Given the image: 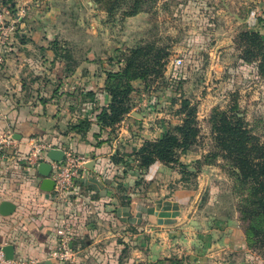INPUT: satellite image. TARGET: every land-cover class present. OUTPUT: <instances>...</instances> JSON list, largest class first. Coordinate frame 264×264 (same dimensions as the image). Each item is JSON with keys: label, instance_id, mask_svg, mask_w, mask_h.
<instances>
[{"label": "crops", "instance_id": "1", "mask_svg": "<svg viewBox=\"0 0 264 264\" xmlns=\"http://www.w3.org/2000/svg\"><path fill=\"white\" fill-rule=\"evenodd\" d=\"M14 7L27 15L0 67V136L10 131L17 141L0 164V205L10 202L16 209L0 214V248L13 245L15 258L39 264H66L52 258L62 230L77 264H150L173 257L183 264H241L235 259L248 253L245 236L220 167L198 168L186 160L190 174L160 162L142 172L124 157L171 127L151 122L163 115L158 97L133 110L111 136L96 138V124L85 137L71 131L109 103L104 85L116 64L117 46L100 34L95 14L79 19L95 10L91 1L14 0ZM54 41L66 49L60 57L51 49ZM33 142L90 157L67 198L44 191L39 168L23 161Z\"/></svg>", "mask_w": 264, "mask_h": 264}, {"label": "rangeland", "instance_id": "2", "mask_svg": "<svg viewBox=\"0 0 264 264\" xmlns=\"http://www.w3.org/2000/svg\"><path fill=\"white\" fill-rule=\"evenodd\" d=\"M90 1L95 10L86 9L79 19L88 21L95 14V22L103 26L100 34L117 46L112 56L116 64L110 71H120L127 53L139 44L152 41L167 51L160 75L134 84L133 110H142V104H147L150 97H158V111L163 115L151 122L157 125L160 122L163 127L164 122L171 125L162 128V136L182 123V103L190 102L191 108L196 109L200 134L181 161L186 165L184 161L189 160L187 165L198 168L212 164L222 169L228 181L230 203L238 212L245 236L239 206L248 191L240 187L230 161L217 144L218 133L212 128L215 114H227L232 120L236 116L244 123L248 135L264 148V76H258L254 65L241 61L244 49L237 43L241 33L251 30L264 41V0H148L144 12L124 20L123 11L111 19L95 0ZM179 59L183 63L178 68ZM188 155L190 159H186ZM236 172L240 174L239 170ZM245 245L248 253L235 261L264 264V250L250 248L246 237Z\"/></svg>", "mask_w": 264, "mask_h": 264}, {"label": "trees", "instance_id": "3", "mask_svg": "<svg viewBox=\"0 0 264 264\" xmlns=\"http://www.w3.org/2000/svg\"><path fill=\"white\" fill-rule=\"evenodd\" d=\"M148 0H95L110 15L123 11V20L136 16L145 11ZM13 10L14 0H5ZM238 45L244 49L241 61L257 68L258 76H264V41L256 31L243 32L238 36ZM51 49L56 57H60L65 48L59 47L58 42L51 43ZM168 56L164 48L156 42H146L132 48L124 60V67L118 71H108L104 92L109 96V103L100 106L93 113V118L81 119L71 127V131L82 137L87 136L93 125L99 127L96 138L105 132L110 136L116 132L118 125L132 113V94L136 91V82H147L153 75H160L163 60ZM117 59V58H116ZM115 60V58H114ZM184 65V64H183ZM182 67V66H180ZM179 68V67H178ZM94 101L95 94H89ZM180 113L184 115L182 123L171 131H167L159 139L146 140L143 146L125 158L132 159L142 172L160 162L169 166H179L189 173L187 165L181 161L182 155L187 154L196 143L200 134L197 126L196 109L191 108L190 102L184 101ZM219 117V119H217ZM237 119V121H236ZM234 121V123H233ZM213 131L217 132L215 139L222 148L225 158L230 161L234 174L242 189L248 191L239 206L241 220L244 222L245 237L248 246L261 252L264 250V148L260 147L241 119L227 114L213 116ZM108 142V141H107ZM104 142H99L101 145ZM74 153H77L74 151ZM113 158L114 163L128 165L125 158ZM212 165V164H208ZM239 170L240 174L236 172ZM190 174V173H189ZM264 256V253H263ZM150 264H183L175 259H161Z\"/></svg>", "mask_w": 264, "mask_h": 264}, {"label": "built area", "instance_id": "4", "mask_svg": "<svg viewBox=\"0 0 264 264\" xmlns=\"http://www.w3.org/2000/svg\"><path fill=\"white\" fill-rule=\"evenodd\" d=\"M25 8L12 10L5 0H0V67L4 64L5 56L12 50L16 34L18 33V25L21 18L26 17ZM183 63L182 59L177 61V67ZM16 139L10 131L4 132L0 136V164L7 160L9 152L16 150ZM31 154L23 156V161L30 168H37L42 162H49L52 165L51 178L55 182L54 190L57 195L67 198L75 191L76 182L82 177L87 170V164L90 157L73 151H65V159L63 162H51L47 157V153L53 147L48 144L33 142L31 144ZM59 234L63 239L52 253V258L66 264H77L76 253L71 247V238L60 230ZM0 264H39L38 260L29 258H14L8 260L6 258L4 248H0Z\"/></svg>", "mask_w": 264, "mask_h": 264}, {"label": "water", "instance_id": "5", "mask_svg": "<svg viewBox=\"0 0 264 264\" xmlns=\"http://www.w3.org/2000/svg\"><path fill=\"white\" fill-rule=\"evenodd\" d=\"M133 116H140L137 113H133ZM47 157L51 162H63L65 159V151L58 148L50 149L47 153ZM39 172L45 177L42 184V189L44 191H52L55 188V182L51 178L52 165L49 162H42L39 165ZM16 206L10 202H3L0 205V214L2 216H10L14 213ZM6 258L8 260H13L15 258V248L13 245H8L4 248Z\"/></svg>", "mask_w": 264, "mask_h": 264}]
</instances>
